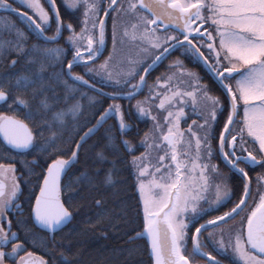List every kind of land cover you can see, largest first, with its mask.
I'll list each match as a JSON object with an SVG mask.
<instances>
[{"label": "snow or ice", "instance_id": "1", "mask_svg": "<svg viewBox=\"0 0 264 264\" xmlns=\"http://www.w3.org/2000/svg\"><path fill=\"white\" fill-rule=\"evenodd\" d=\"M60 4L0 0V264H74L81 202L148 264H264V0Z\"/></svg>", "mask_w": 264, "mask_h": 264}, {"label": "trees", "instance_id": "2", "mask_svg": "<svg viewBox=\"0 0 264 264\" xmlns=\"http://www.w3.org/2000/svg\"><path fill=\"white\" fill-rule=\"evenodd\" d=\"M4 15L7 14H0V16ZM0 70H3L2 64H0ZM111 123L113 121L108 122V124ZM107 126L105 125V127ZM147 127V123L132 124L131 130L128 132V138L138 141L137 130L142 134ZM139 151L141 149H138L136 153H139ZM121 155H123V150H121ZM7 157L10 159V154H7ZM28 158L32 157L29 156ZM21 159V157H16L18 168ZM124 159L130 160V156H124ZM117 167L123 168V161L118 163ZM121 178L125 180L126 184L133 183V178L129 175L128 170L121 172ZM65 182H68L67 177ZM100 193L108 198V207H112L110 195L102 188ZM81 203L83 206L74 210V220L57 237L58 240L63 238L65 241L72 242L70 253H78L74 264H148V258L143 253L142 242L137 241L134 245L128 244L126 237L123 236V230L117 232L111 227L106 218L101 219L98 217L97 213L100 210L96 209L90 202ZM91 225L96 226L92 227ZM41 239L42 237H38L37 240L36 251L38 253L42 251ZM130 249L132 250L131 253Z\"/></svg>", "mask_w": 264, "mask_h": 264}, {"label": "flooded vegetation", "instance_id": "3", "mask_svg": "<svg viewBox=\"0 0 264 264\" xmlns=\"http://www.w3.org/2000/svg\"><path fill=\"white\" fill-rule=\"evenodd\" d=\"M57 3H58V8H59V11L61 13V16L62 18L64 19L65 22H70V23H73V24H76L77 23V17H78V13H74V12H68L65 10V8L60 4V0H57ZM15 6V5H14ZM22 11L25 10V9H21ZM0 14H6L4 12H0ZM52 31H54V26H53V29H51L49 31V35L52 34ZM67 35V32L65 31L63 36L59 38V43L58 45H52L53 47L55 46H60V47H64V37H66ZM107 45H108V48L111 49L112 47V41H111V19L109 18V21H108V39H107ZM108 55V52L105 51L104 54L100 57V59L97 61V63H100L104 60V58ZM172 57H175V56H172ZM195 67L194 65L192 64H187V67ZM138 99L140 97H137ZM129 123L132 125V124H137V121H136V118L135 116H132L130 119H129ZM130 132V131H129ZM0 156H7V154H4V153H0ZM29 160H31L32 158H28ZM0 162H3V163H10V159L9 158H5V159H0ZM17 163V162H16ZM17 166V164H16ZM18 167V166H17ZM29 190L30 189H25L23 195L20 197V200L21 201H24L25 203V207L27 206V197L29 195ZM19 202V201H18ZM189 248L191 247V244H190V241H189ZM38 253V252H37ZM40 254V253H38Z\"/></svg>", "mask_w": 264, "mask_h": 264}, {"label": "rangeland", "instance_id": "4", "mask_svg": "<svg viewBox=\"0 0 264 264\" xmlns=\"http://www.w3.org/2000/svg\"><path fill=\"white\" fill-rule=\"evenodd\" d=\"M173 59H175V57H169V59L168 60H165L164 61V65H167L171 60H173ZM187 66V65H186ZM188 68L189 69H191V70H193V71H196V72H199L200 71V69L199 68H197V67H189L188 66ZM164 69H163V67H161V68H159V69H157V71L156 72H153V74H152V76H150L149 77V83L155 78V76L158 74V72H162ZM142 150V149H141ZM136 154H138V153H136ZM130 159H131V157H130ZM198 264H199V261H198Z\"/></svg>", "mask_w": 264, "mask_h": 264}, {"label": "water", "instance_id": "5", "mask_svg": "<svg viewBox=\"0 0 264 264\" xmlns=\"http://www.w3.org/2000/svg\"><path fill=\"white\" fill-rule=\"evenodd\" d=\"M0 12H3V11H0Z\"/></svg>", "mask_w": 264, "mask_h": 264}]
</instances>
